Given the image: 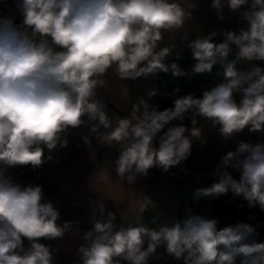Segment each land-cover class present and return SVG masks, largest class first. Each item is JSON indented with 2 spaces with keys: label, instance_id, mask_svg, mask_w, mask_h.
<instances>
[{
  "label": "clouds",
  "instance_id": "1",
  "mask_svg": "<svg viewBox=\"0 0 264 264\" xmlns=\"http://www.w3.org/2000/svg\"><path fill=\"white\" fill-rule=\"evenodd\" d=\"M186 3L18 0L19 24L14 17H0V264H53L58 249L41 240L63 238L73 222L58 224L60 213L44 199L42 186H22L8 170L29 165L36 169L51 160L45 149L50 153L57 146L67 147L70 129L88 125L100 144L118 145L115 172L129 185L151 168L167 172L187 160L193 141L203 140L201 120L219 126L225 139L246 127L264 131V68L252 63L264 61V0H212L220 19L227 7L240 12L247 26L238 33L224 31L219 43L216 31L194 40L184 31L182 39L188 40L194 60L190 70L166 62L176 43L160 47L165 33L178 34L193 18L198 5ZM230 55L235 58L230 60ZM216 65L222 79L214 87L200 98L180 96L162 111L148 103L155 90L148 92V99L139 98L125 117L110 116L97 94L107 87L109 71L121 81H135L160 73L173 78L211 75ZM186 118L191 127L183 123ZM163 129L157 148L153 142ZM84 141L90 142L88 137ZM229 167L240 173L239 179L226 170ZM211 175L218 179L197 188L194 199L231 192L264 211V143L239 142ZM136 205L137 215L156 207L146 195ZM97 209L102 218H90L93 227L81 237L85 243L77 249V264H149L161 246L184 264H264V242L253 238L258 233L245 222L218 228V219L186 209L183 218L150 228L138 219L117 224L114 212L105 215L103 201L95 203L94 213Z\"/></svg>",
  "mask_w": 264,
  "mask_h": 264
},
{
  "label": "crops",
  "instance_id": "2",
  "mask_svg": "<svg viewBox=\"0 0 264 264\" xmlns=\"http://www.w3.org/2000/svg\"><path fill=\"white\" fill-rule=\"evenodd\" d=\"M194 2L198 7L192 9V19L187 21L184 28L178 34L165 33L160 47L176 43L177 47L173 54L166 60L167 63L175 61L182 69L190 70L194 64L191 51L187 47L188 40H194L198 35L206 36L213 31L218 32L215 37L217 43L220 42L219 28L225 31H236L237 33L247 23L241 21L240 12H231L225 7L220 19L216 11L211 7L212 0H187V4ZM242 7L241 11L245 10ZM188 32V40H183V32ZM235 51V48H234ZM179 53L181 58L176 59ZM233 55L229 59H234ZM258 66L264 65V61L252 62ZM241 65L238 63L237 67ZM247 68L250 65H242ZM220 66L213 68L211 75H189L173 78L170 73H160L156 77L149 75L147 78L140 77L137 80L121 81L116 75L109 71L105 77L107 87L97 90L107 106L109 115L112 117L128 116L133 104L139 98L148 99V92L155 90L156 93L179 86H184L196 82H209L215 86V80L222 78L218 75ZM154 97V96H153ZM148 99V103L152 100ZM239 101V94L236 95ZM191 127V120L186 118L183 122ZM199 127L204 128L203 140L193 141L191 152H199L206 141L213 140L230 147V151H236L239 142L252 144L264 143V131L250 132L246 127L242 132L234 133L231 138L225 139L218 131L219 126L213 127L210 122L201 120ZM166 129H163L154 140V146H159V136ZM84 137L90 141L85 143ZM67 147L56 149L50 153L45 149V156L51 155V160H45L41 165L40 176L34 181V185H40L44 191V199L51 201L58 209L60 219L58 224L63 225L65 221H72L71 229L65 233L63 238L54 240H41L52 249H58L53 253V264H77L79 256L77 249L85 241L81 238L87 230L93 227L90 218L95 214L98 218V209L94 213V205L97 201H103L105 205V215L107 211L116 214V223H133L137 219L150 228H157L165 220L181 219L188 209L190 191L195 192L197 188L207 187L210 177L205 163L193 158L189 162L183 161L178 166L171 167L167 172L160 168H151L147 176H138L135 183L129 185L127 181H119L115 172L114 161L119 155L118 145H102L96 136L89 130L88 125L70 129L66 136ZM237 173L233 168H230ZM14 182L21 184V177L13 170H8ZM174 173H182L188 176L186 179H178ZM240 174V173H239ZM106 177L101 179V177ZM143 195L149 196L156 207L149 208L144 213L137 215L136 202ZM200 200L212 214V218L218 219V228L225 227L237 222H245L242 214H235L231 208L222 205L218 200L211 197H203ZM155 220V223L153 222ZM25 247L29 242L25 239ZM159 256V259H157ZM127 264V262H124ZM149 264H184L183 260H176L168 255L165 248L161 246L157 249Z\"/></svg>",
  "mask_w": 264,
  "mask_h": 264
},
{
  "label": "built area",
  "instance_id": "3",
  "mask_svg": "<svg viewBox=\"0 0 264 264\" xmlns=\"http://www.w3.org/2000/svg\"><path fill=\"white\" fill-rule=\"evenodd\" d=\"M17 2L18 0H0V17H5V16L14 17V22L19 24L22 20V16L20 9L17 7ZM224 31H225L224 29L219 28L220 42H222L224 39L223 36ZM40 169L41 166L36 169H33L30 165L18 166V169L15 172L17 174H20L26 170H32L37 178L40 176L41 173ZM215 170H216V166L207 170L210 180L212 177L211 173H213ZM174 175L178 179H186L188 177L182 173H174ZM215 199L218 200L222 205L230 207L233 213L242 214L245 217V223L254 226L256 229V233H258V235L254 236L253 238L256 239L257 241L264 242V211H261L259 206L251 208L248 206L247 201L244 200L243 197L233 196L231 192ZM188 209H191L192 213L194 214L202 215L209 219L212 218V214L209 212L205 204H203V202L200 199L199 200L194 199V193L191 191L188 200Z\"/></svg>",
  "mask_w": 264,
  "mask_h": 264
},
{
  "label": "trees",
  "instance_id": "4",
  "mask_svg": "<svg viewBox=\"0 0 264 264\" xmlns=\"http://www.w3.org/2000/svg\"><path fill=\"white\" fill-rule=\"evenodd\" d=\"M260 67L264 68V65ZM222 78H218L215 80V84L218 83ZM212 84L209 82L201 81L196 82L184 86L169 88L165 90H161L156 93V95L150 101V105L156 106L158 110H164L165 108L172 107L173 101L186 94H193L195 97L200 98L202 97V93L204 90H210L212 88ZM179 89V92L175 90ZM230 151V147L220 144L213 140H208L205 142L203 148L199 152H191L190 156L188 157L187 161L189 162L193 158H198L202 160L207 170L211 169L220 164L221 158ZM18 166L15 168H10V170L16 171ZM229 171L234 178H239V173L230 170L229 168L226 169ZM21 177V185L27 186L29 184L34 185V181L36 179V175L32 170H26L19 174ZM218 177L212 176L210 183L207 184V187L210 186L213 182H215ZM260 242V241H258Z\"/></svg>",
  "mask_w": 264,
  "mask_h": 264
}]
</instances>
